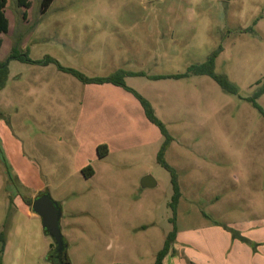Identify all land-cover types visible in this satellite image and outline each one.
<instances>
[{"label": "rangeland", "instance_id": "1", "mask_svg": "<svg viewBox=\"0 0 264 264\" xmlns=\"http://www.w3.org/2000/svg\"><path fill=\"white\" fill-rule=\"evenodd\" d=\"M41 5L32 0L25 17L7 0L0 61L16 47L88 77L146 75L125 82L172 136L166 160L182 192L164 264H264V116L250 101L264 86V0H54L44 14ZM220 47L216 73L235 94L208 76L153 78L184 74ZM163 142L124 88L10 60L0 92L3 264L58 254L27 203L41 193L61 208L70 264H155L174 227ZM147 175L156 187H141Z\"/></svg>", "mask_w": 264, "mask_h": 264}, {"label": "trees", "instance_id": "2", "mask_svg": "<svg viewBox=\"0 0 264 264\" xmlns=\"http://www.w3.org/2000/svg\"><path fill=\"white\" fill-rule=\"evenodd\" d=\"M54 2V0H42L41 5V12L42 14L46 13L51 4ZM17 4L20 8L25 9L24 16L27 17L28 10L32 6V0H17ZM6 6H7V0H0V35L1 34H7L9 32L10 28V21L6 16ZM3 45V40L0 37V48ZM223 52V48L220 47L218 50L214 51L203 64H195L191 65L186 73L184 74H177V75H170V76H160V77H153L155 79H181L186 78L189 76H208L211 79H213L226 93L235 94L238 92L237 87L229 81V79L221 74L216 73V61L220 54ZM10 60H19L23 62H32L42 65H48V64H55L58 69L64 73H68L75 78H77L79 81H81L84 84H112L115 86H119L124 88L125 90L131 92L134 94V96L139 100L141 103L145 114L147 118L152 122L154 125H156L164 137V142L158 152L157 155V162L166 169L171 176V184L173 188V195L171 198V202L169 204L170 209L173 212V223L174 227L172 232L168 235L167 239L165 240L163 249L158 253L155 264H164V259L168 256L171 249L172 242L176 239L177 236V225H176V216H177V209L179 206V203L182 198V192L181 187L179 183V177L176 172V170L167 162L166 160V153L168 148L170 147L171 143L173 142V138L170 135L168 129L166 128L165 124L157 117L155 110L153 109L151 103L142 97L140 94H138L135 90L128 87L125 82L126 76H143L146 75L144 73H132V72H126L124 70L117 71L109 76L104 77H88L82 72L72 69V68H65L62 65L59 64V62L52 58L47 57L42 61H32L28 55H21L18 52V49L16 47L13 48V51L6 61H0V92L5 89L8 79H9V63ZM264 95V86L260 88L255 95L250 98V101L252 102L254 108H256L263 116H264V109L259 105L258 99ZM102 147H99V153L100 149ZM100 156L103 157L100 153ZM89 172V175L93 174V171L89 167L87 169ZM45 194V193H44ZM43 193H41L38 197L42 196ZM29 206H32L33 201H27ZM44 232L47 234V232L44 230ZM48 235V234H47ZM6 247V234L5 232L0 233V264H3V255L5 252ZM67 264H70V261L67 258Z\"/></svg>", "mask_w": 264, "mask_h": 264}, {"label": "water", "instance_id": "3", "mask_svg": "<svg viewBox=\"0 0 264 264\" xmlns=\"http://www.w3.org/2000/svg\"><path fill=\"white\" fill-rule=\"evenodd\" d=\"M157 182L150 175L145 176L141 180L142 188L156 187ZM33 212L42 220L43 229L47 232L55 243L57 252L65 253L66 241L61 233L60 219L62 211L57 202H55L49 194H43L37 197L32 203Z\"/></svg>", "mask_w": 264, "mask_h": 264}, {"label": "flooded vegetation", "instance_id": "4", "mask_svg": "<svg viewBox=\"0 0 264 264\" xmlns=\"http://www.w3.org/2000/svg\"><path fill=\"white\" fill-rule=\"evenodd\" d=\"M58 254L53 255L49 258L51 264H67V256L65 253L57 252Z\"/></svg>", "mask_w": 264, "mask_h": 264}]
</instances>
